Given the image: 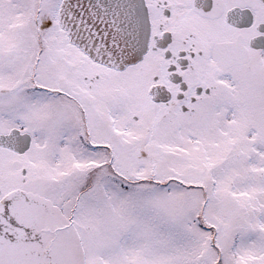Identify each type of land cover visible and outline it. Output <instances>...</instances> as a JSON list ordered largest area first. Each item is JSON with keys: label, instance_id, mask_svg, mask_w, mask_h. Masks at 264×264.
<instances>
[{"label": "snow or ice", "instance_id": "snow-or-ice-1", "mask_svg": "<svg viewBox=\"0 0 264 264\" xmlns=\"http://www.w3.org/2000/svg\"><path fill=\"white\" fill-rule=\"evenodd\" d=\"M0 264H264V0H0Z\"/></svg>", "mask_w": 264, "mask_h": 264}]
</instances>
